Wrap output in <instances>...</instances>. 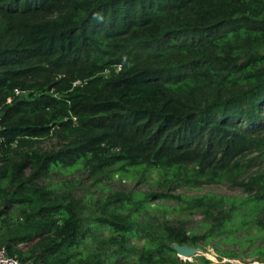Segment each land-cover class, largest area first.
<instances>
[{
    "label": "trees",
    "instance_id": "1",
    "mask_svg": "<svg viewBox=\"0 0 264 264\" xmlns=\"http://www.w3.org/2000/svg\"><path fill=\"white\" fill-rule=\"evenodd\" d=\"M0 113V247L22 263L104 264V245L125 254L141 232L150 264L177 257L134 226L155 194L83 215L51 180L76 168L236 185L205 198L210 230L264 232V0H0ZM164 233L194 237L183 221Z\"/></svg>",
    "mask_w": 264,
    "mask_h": 264
},
{
    "label": "rangeland",
    "instance_id": "2",
    "mask_svg": "<svg viewBox=\"0 0 264 264\" xmlns=\"http://www.w3.org/2000/svg\"><path fill=\"white\" fill-rule=\"evenodd\" d=\"M43 149H50L58 145L55 137H48L38 143ZM264 165H261L262 167ZM253 167L251 170H255ZM182 176L166 180L156 171L150 176L142 172L135 175H114L98 178L94 181L83 169H74L71 172L54 173L53 183L57 191L72 192L86 206L82 208L83 215H89L102 207L99 200H104L109 193L119 192L138 198L143 194H155L147 201L145 208L137 210L134 225L139 229H147L157 234L165 243L173 248L174 244L185 245L198 249L191 257L179 256L163 259L158 264H264V232L255 228L253 222L248 221L244 226L234 222L225 230H210L213 221L207 215L205 198L211 195L241 197L243 192L227 182H199L188 183ZM217 210H214L213 214ZM179 221L184 222L185 228L194 234V237L185 244L172 242L164 233L165 225L177 226ZM106 234L105 232H103ZM102 239L95 241L93 237H86L83 244L88 248L102 245ZM147 237L141 232L129 238V250L125 254H116V246L104 245L107 256L104 264H150L147 255L143 254V246ZM100 245V247H101ZM23 250L27 245L21 244ZM83 250V245L79 246ZM176 252V251H175Z\"/></svg>",
    "mask_w": 264,
    "mask_h": 264
},
{
    "label": "built area",
    "instance_id": "3",
    "mask_svg": "<svg viewBox=\"0 0 264 264\" xmlns=\"http://www.w3.org/2000/svg\"><path fill=\"white\" fill-rule=\"evenodd\" d=\"M115 71L117 72L120 69V66L117 65L115 66ZM110 70L106 69L103 71V75L108 76L110 74ZM26 91L25 90H15V95H25ZM11 101V98H8V102ZM1 113H0V127H1ZM3 146V137L0 135V151ZM0 264H28V263H22L16 256L11 255L7 252L5 247H0Z\"/></svg>",
    "mask_w": 264,
    "mask_h": 264
},
{
    "label": "water",
    "instance_id": "4",
    "mask_svg": "<svg viewBox=\"0 0 264 264\" xmlns=\"http://www.w3.org/2000/svg\"><path fill=\"white\" fill-rule=\"evenodd\" d=\"M173 249L176 251V253L179 256H183V257H191L195 255V253L198 251V249L196 248L188 247L185 245H177V244L173 245Z\"/></svg>",
    "mask_w": 264,
    "mask_h": 264
}]
</instances>
